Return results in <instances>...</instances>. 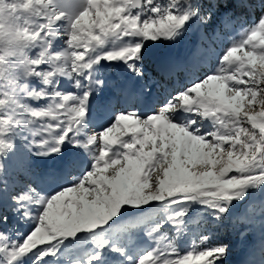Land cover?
<instances>
[{
	"label": "snow or ice",
	"instance_id": "obj_1",
	"mask_svg": "<svg viewBox=\"0 0 264 264\" xmlns=\"http://www.w3.org/2000/svg\"><path fill=\"white\" fill-rule=\"evenodd\" d=\"M0 264H264V0H0Z\"/></svg>",
	"mask_w": 264,
	"mask_h": 264
},
{
	"label": "rangeland",
	"instance_id": "obj_2",
	"mask_svg": "<svg viewBox=\"0 0 264 264\" xmlns=\"http://www.w3.org/2000/svg\"><path fill=\"white\" fill-rule=\"evenodd\" d=\"M241 258V252L239 249L235 250L234 261H238Z\"/></svg>",
	"mask_w": 264,
	"mask_h": 264
},
{
	"label": "clouds",
	"instance_id": "obj_3",
	"mask_svg": "<svg viewBox=\"0 0 264 264\" xmlns=\"http://www.w3.org/2000/svg\"><path fill=\"white\" fill-rule=\"evenodd\" d=\"M6 15H7V13H6Z\"/></svg>",
	"mask_w": 264,
	"mask_h": 264
}]
</instances>
